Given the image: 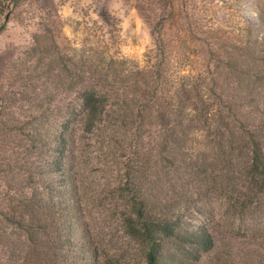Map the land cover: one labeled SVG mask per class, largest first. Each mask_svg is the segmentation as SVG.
<instances>
[{
    "label": "trees",
    "instance_id": "16d2710c",
    "mask_svg": "<svg viewBox=\"0 0 264 264\" xmlns=\"http://www.w3.org/2000/svg\"><path fill=\"white\" fill-rule=\"evenodd\" d=\"M64 1L0 0L5 20L20 7L40 18L25 88L0 92V264L111 263L96 216L107 209L86 203L93 165L120 168L112 214L144 264H200L234 231L263 234L264 0L242 12L141 0L152 41L142 64L105 26L63 53ZM17 100L29 112L8 132Z\"/></svg>",
    "mask_w": 264,
    "mask_h": 264
},
{
    "label": "rangeland",
    "instance_id": "374dc122",
    "mask_svg": "<svg viewBox=\"0 0 264 264\" xmlns=\"http://www.w3.org/2000/svg\"><path fill=\"white\" fill-rule=\"evenodd\" d=\"M214 2L225 12H230L233 8L242 12L246 4V0H215ZM139 4L141 0H65L58 4L54 24L59 34V45L63 47L62 52L68 54L69 47L74 44L78 46L91 44L99 36L97 30L105 26L107 35L112 36L122 54L142 64L152 48V41L149 26L138 12ZM21 9L22 12H19ZM39 20V16L33 14L28 7H20L9 13L7 20L4 13L0 14V22L4 23V28L0 31V92L13 91L16 92L15 97H17L25 88L26 82L23 76L26 74L27 66L34 64L27 51L32 42L31 35L39 27ZM59 97L62 96L56 95L53 103L57 102ZM20 105L22 110L18 112L15 108ZM9 107L15 111L9 118L7 131L13 132L15 126L13 119L19 116L26 120L29 111L23 110H29L30 106L27 101L17 100ZM30 134L28 126L19 127V137L27 138ZM11 145L12 142L8 146ZM34 158V153H31L29 160ZM100 167L93 165L87 171L86 203L88 208H93L94 211L98 206L100 209L103 206L107 209V211L103 209L102 212L98 210L96 216H99L104 225V234H107L106 246L110 264H144L140 250L135 245H129L117 225V215L112 214L117 198L116 193L111 190L110 180L120 174V168L114 165L107 175ZM93 179L96 184L92 182ZM108 180L111 184L109 187L106 185ZM233 233L235 237L231 240L226 238L224 243L218 241L216 248L205 256L200 264H264V233L256 235L244 231ZM1 253L0 243V255Z\"/></svg>",
    "mask_w": 264,
    "mask_h": 264
}]
</instances>
